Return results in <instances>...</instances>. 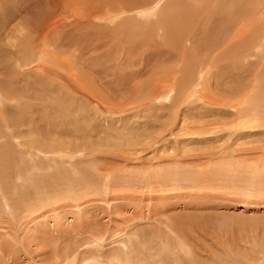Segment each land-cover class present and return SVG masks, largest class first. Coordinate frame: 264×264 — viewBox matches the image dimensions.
I'll return each mask as SVG.
<instances>
[{
    "label": "rangeland",
    "instance_id": "374dc122",
    "mask_svg": "<svg viewBox=\"0 0 264 264\" xmlns=\"http://www.w3.org/2000/svg\"><path fill=\"white\" fill-rule=\"evenodd\" d=\"M196 1L200 3L202 1L204 5L206 3L203 15L197 17L199 21L197 22L200 25L194 21L192 23L194 29H191L192 25H190L191 28L188 27L187 33L185 31L184 36L180 38L172 39L171 36H166L163 23L165 18L170 15L171 10L168 7L175 8L180 2L181 4L186 2L191 7ZM231 1L143 0V3L138 2L134 5L135 11L133 12L131 10L134 6H130V11L128 8L124 7L125 10L119 6L109 9L107 12L110 13L109 15L112 14L116 20L107 21L108 17L105 16L106 19L99 26L107 25L106 29L109 27L108 30H112V32L116 29L119 32H121L120 30L128 32L131 25L130 30L135 29L134 35L140 41L129 44L123 62L118 61L119 55L118 58L115 57L114 61L97 60L90 65L87 63L89 69H83V65H80L81 69L75 70L74 74L83 83L91 81L88 74H91L90 69L94 70L93 67L100 72L101 77H97V83L92 84V90L98 94V98L93 99L94 101L88 98L87 101L74 98L71 95H59V91L49 93L44 97L41 85L34 84V82H38L34 76L32 78L19 77L17 67L14 69L4 66L0 69V76L5 72L12 80L13 77H16L14 82L10 80H5V83L0 82V178L6 181V185L10 184L13 187L11 191L16 189L15 193L7 195V199L16 193L24 195L20 199L23 200V204H20L23 215L20 212V216L13 218V214H16L15 211L7 206L0 207V221L4 223L2 224L4 226L17 228L15 230L19 232L16 233L15 241H18L19 247L21 246L24 251L28 250L25 238L27 231L21 230L19 222L17 223L19 220H24V217L30 216L25 219L26 221L31 219L32 233L35 231L50 232L53 235L48 247L51 251H43L44 247L41 243L34 244L27 253L29 257H23L25 264H69V261L62 262L54 255V249L58 248L62 241L59 235L53 233L55 230L52 226L61 218L66 219V224L62 225L65 228L78 226L76 231L79 234L73 240L78 244L85 243L86 248L88 242L98 241L94 238L98 234L94 235V233L99 229L96 219L104 225V235L98 236L103 239L101 241V244L104 242L103 246L94 247L96 257H101V262L103 260L102 264L112 263L114 254L118 252L116 250H119V243L125 240L133 244V252L137 254L134 257L136 260H133L135 263L131 261L130 264H147L148 261V264H153L152 259L146 261L149 254H155L157 248L173 246L179 242L176 235H173L166 226L168 221L174 223L167 220L166 217H174L172 214L177 215V213L186 214L179 219V222H184V226L180 227L178 231L182 233L188 231L187 237L194 245L203 248L202 255L211 257L210 263L224 264V259H227L232 264H264V255L261 253L262 248L264 250V178L259 180L264 174L261 172L258 175L247 177L245 173L239 174L236 168H232L229 175L225 176L226 178H217L214 182L208 183L211 192L207 190V193L204 192L208 196L203 193V190L201 193H197L199 186L195 184L194 178L187 181L183 189L182 183L173 186L171 183L162 184L159 182V177L153 179L154 173L148 182L134 180V177L133 179L131 177L137 172L144 174L146 170L159 171L167 168L165 165L160 166L158 163H154L153 168L148 169L150 167L148 160L152 155L143 153L140 147L134 150L128 149V141L132 134L143 133L149 128L158 127L159 129L162 127L161 122L167 123L165 126L167 127L176 115L184 117L194 114H219L218 107L207 105L210 103L204 101L203 98L206 94L210 97V101L220 100L225 104L223 106L224 116L218 115L216 118L224 117V129H226V125L229 123H239V119L236 117H242V115L251 117L255 106H257L255 103L259 101L258 98L264 97L263 33L260 38H248L251 41L254 40L249 43H247L248 39L240 40L238 45L227 44L230 39L224 36V46L221 47L218 45L219 39L214 44L205 39V37L210 39L209 34L221 33V31H225L223 32L225 35L226 30L232 26L233 22L231 24L229 19L234 21L232 13L238 12L234 3L241 0ZM212 2H214L213 5ZM248 3H251L250 8L255 9L254 17L258 20L259 27L264 29V0H253ZM216 4H221V7ZM241 4H243L242 1ZM137 6H140L139 11ZM208 6L210 7L208 8ZM242 9H245V6ZM122 10L127 12L124 13ZM221 22H224V27ZM104 23L106 25H103ZM213 23H216L215 26ZM122 24L123 29L126 28V30L121 29ZM140 27L145 31L143 34L137 35L136 29L139 30ZM150 31H154L155 34L158 31V33L156 36L153 33V36L148 38ZM146 32L150 33L146 34ZM72 37L76 39L75 36ZM168 38L171 45L165 44ZM170 38L172 41H176V44L170 42ZM93 39L88 41V45L96 42V39ZM153 39L155 42H152ZM257 40L258 42L255 43ZM141 41L143 42L140 43ZM15 42V38L3 37L0 39V59L1 55H4L7 63L12 62L11 46L18 44ZM192 42L194 43L192 44ZM240 43L241 45H239ZM65 44L67 45V42ZM79 46L83 47V43L81 42ZM79 46L74 44L73 51L69 49L70 52L76 51ZM208 46L215 49L214 52H211ZM234 46L235 48H232ZM139 48L142 52L138 50ZM128 54L130 55L129 60ZM215 55L219 57V61H213ZM70 56L68 54V56L62 57L64 60L68 58L66 61L70 63L73 60ZM145 56H147V60ZM89 57H93V55ZM41 59L42 61L40 60L38 63H43V58ZM138 62L142 65L141 69ZM100 64L104 67L100 68ZM40 65L39 73L37 69L35 74L43 76L46 67L44 64ZM42 66L45 67L44 70ZM91 66L93 67L91 68ZM108 66L110 67L108 68ZM104 74L108 77L103 80L102 75ZM19 75L21 74L19 73ZM24 83L30 89L29 94L23 90V85H26ZM55 89L57 90L58 87ZM109 91L117 96H110ZM205 102L206 105H203ZM249 103L253 105L247 115L245 113L246 108H250ZM105 104L109 105L108 110ZM231 106H238L240 110L232 109ZM114 107L115 110H113ZM219 109L222 110V108ZM236 129L239 132L244 130L245 133H254L252 138H247L242 142L243 144L255 143L259 138L256 135V126L246 128L240 126ZM224 134L226 133L224 132ZM260 137L263 141L264 136L260 135ZM226 139L205 145L209 147L237 145L232 141L226 142ZM205 145L191 147H205ZM238 159L240 158L238 157ZM238 159L236 158V160ZM108 163L121 164L122 168L116 169L113 173L106 172L103 175L100 170ZM186 168L183 166L181 169L185 171ZM164 173L167 174L168 171H164ZM256 176L257 180H254ZM151 189L162 190L159 193L152 192ZM4 196L0 194V200H6ZM20 206L18 205V207ZM84 211L86 213L80 215ZM73 214L83 216L84 222H77ZM149 216L154 217L153 221L149 219ZM48 226L51 231H46ZM165 232L167 233L165 234ZM155 237L157 238L155 239ZM64 239L67 238L64 237ZM163 240L164 242H162ZM70 241L67 240L66 243ZM92 247L93 245L89 248L93 249ZM151 247H153V251L149 252L148 249ZM86 248L84 247L82 250H86ZM201 259L203 261V258ZM252 259L255 263L251 262ZM173 264L176 263L173 262Z\"/></svg>",
    "mask_w": 264,
    "mask_h": 264
},
{
    "label": "bare ground",
    "instance_id": "6f19581e",
    "mask_svg": "<svg viewBox=\"0 0 264 264\" xmlns=\"http://www.w3.org/2000/svg\"><path fill=\"white\" fill-rule=\"evenodd\" d=\"M142 1L143 0H0V39H3V37L4 38H10V39L15 38V40H16L15 43H18L17 45L11 46L12 51H13V53L11 54L13 57L11 59L12 62H8L9 63L8 64L4 58V55H1V59H0L1 68L0 69H2L4 66L5 67L7 66V68L17 67L18 72L21 74V75H19V73L16 72V73H18L19 77H31L32 78V76H34L38 80V82H34V84L36 83V84L41 85V87H42L41 89L44 91V94L42 96H44V97H46L49 93L59 91V95L60 94L66 95V96L71 95L74 98H80V99H84V100L86 99V101L88 99H91L92 101H94L95 99L98 98V96H97L98 94L94 93V91L92 90V84L94 82H96L97 77H99V76L101 77L100 72L97 71L95 69V67H93L94 65L91 66V68L93 67L94 70L90 69L91 74L89 73V71H87V73H89L88 74L89 77L91 78V81L89 83L88 82L83 83L82 80L76 74H74V72L77 68H80V65H83V67L81 66L83 69H85V68L89 69L87 63L90 65V63L96 62L97 60L102 61V59H104V61L110 62L112 60L114 61L115 57L118 58L119 55H120V58L118 61L123 60V57L126 56V51H127L129 44H131L133 42L139 43V41H140V40H137L135 35H134L135 29L130 30V28H131V25H130V28H128L129 29L128 32H127L126 28H124L126 30L124 32H122V30H120L121 32H119V30H117V29H116V31H118V32H116V31L112 32V30L111 31L108 30V29H110L109 27H108V29H106L107 25L105 23L103 24V25H106L105 27H102L99 25L101 22L104 21V19H106L105 16L108 17L106 19L107 21H111V20L115 21L116 20L114 18V16H112V14L109 15L110 13L107 12L109 9L114 8V7L118 8V6L123 7V8L125 7V8L129 9L130 6L136 5L138 2L143 3ZM183 1H185V0H183ZM206 1L207 0H204V2H206ZM220 1H222V0H220ZM241 1L243 4H241ZM241 1L240 2L237 1L238 3L237 2L234 3V5L236 4V6H237L238 12L236 14H234L235 12L232 13L233 18L232 17L231 18L235 22L231 21V19H229V22L231 24L233 22V24L228 30L224 29V30H226V34L224 35V33H223L225 31H221V33L209 34L210 39L205 37V39L209 40V43H212V44H214L215 42L217 43V40L219 39L218 45L220 47L222 45L224 46V36H225L226 38L230 39V41L227 42V44L238 45V41H240V40L248 39V38H254V37H255L254 39H256V38L261 37L260 36L261 33L264 34V29H261L259 27L258 20H256L254 17L255 9L250 8L251 3H248V2H251L253 0H241ZM213 3L214 2H212L211 4L213 5ZM222 3H224V2H222ZM169 4H172V3H169ZM221 4L220 5L216 4V5L218 7H221ZM205 5H206V3H205ZM205 5L202 3V1H201V3L196 1V2H193L191 7L186 2L182 3V4L180 2L179 5L175 8H172L171 6H169L170 8L168 7V9L171 10L170 15L168 18L164 17L166 20L163 23V25H164L163 30L165 31L166 36L169 35V37L171 36L172 39L180 38L181 36H184L183 33L185 31L187 33V28L190 27V25H192V28L191 27L190 28L194 29L192 23L194 21H196V24H199L197 17H199L200 15H203V11L206 10ZM252 5H253V3H252ZM244 6H245V9H242V8H244ZM137 7H138V11H139L140 6H137ZM209 7L210 6H208V8ZM238 7H240V8H238ZM230 10H231V7H230ZM116 11H118V10H116ZM122 11H124V10H122ZM128 11H130V9ZM131 11L132 12L135 11V6H134V8H132ZM126 12L124 11V13H126ZM118 13H119V11H118ZM118 13H116V14H118ZM155 14H156V12H155ZM117 16H121V15H117ZM161 16L163 17V15H161ZM222 17H224V16H222ZM117 18H120V17H117ZM159 19H160V16H159ZM209 19H211V17H209ZM117 21H118V19H117ZM119 21H121V20H119ZM123 22H124V20H123ZM217 22H218V20H217ZM127 23H128V21H127ZM221 23H222L221 25H223L224 22H221ZM155 24H157V23H155ZM215 24L216 23H213L214 26H215ZM141 26H143V25H141ZM120 27H122L121 29H123V24ZM128 27H129V25H128ZM196 27H197V25H196ZM211 27H213V26H211ZM216 27H217V25H216ZM223 27H224V25H223ZM216 29H218V28H216ZM156 30H157V28H156ZM220 30H221V28H220ZM143 31H145V29L142 30L140 27L139 30L136 29V34L141 35V34H143ZM212 31H214V30H212ZM160 32L162 34V31H160ZM196 32L198 33V31H196ZM201 32H203L202 29H201ZM207 32H209V31H207ZM126 33H127V35H126ZM147 33L148 32H146V34ZM157 33H158V31H157ZM190 33H192V32H190ZM150 34L148 35V38L150 36H153V35L156 36L154 31L151 32ZM72 36H75L76 39H74ZM187 36H188V34H187ZM190 36H191V34H190ZM164 38H167V37L164 36ZM90 39H93V40L96 39L95 40L96 42H94L91 45H88V41ZM172 39L170 40V42L175 43L176 41L174 42V40L172 41ZM80 40L83 43V47L79 46L81 44V42H78V41H80ZM189 40L191 41V39H189ZM248 40L249 41L247 43H249L251 41L250 39H248ZM153 41L155 42L154 39L152 40V42ZM252 41H254V40H252ZM65 42H67L68 47L65 44ZM142 42L143 41H141L140 43H142ZM156 42H158V41H156ZM257 42H258V40L255 43H257ZM166 43H169V38L167 41H165V44ZM182 43H184V42H182ZM193 43L194 42H192V44ZM74 44H76V45L78 44L79 48H77V50L74 52H70V50H72V46ZM169 44L171 45V43H169ZM205 44H207V41H205ZM244 44H246V43H244ZM239 45H241V43ZM84 46H86V47H84ZM143 46L145 47V45H143ZM166 46H168V45H166ZM6 47H8V46H6ZM160 47H162V46H160ZM247 47H249V46L247 45ZM133 48H136V47L133 46ZM232 48H235V46ZM253 48L255 49V46ZM210 49H211L210 50L211 52H214L213 50H215L213 48H210ZM138 50L142 52V50H140V48ZM99 53H101V54H99ZM68 54H70L71 55L70 57L73 58L72 62H70V63H68L66 61L68 58L66 60L63 59V57L68 56ZM92 55H93V57H89ZM213 55H214V53H213ZM216 55L213 58L214 62H216L217 60L219 61V57ZM223 55H224V53H223ZM146 57L147 56H145V58ZM41 58H43V63H38L40 60L42 61ZM129 58H130V55L128 57V60H129ZM149 58L150 57H148V59ZM146 60H147V58H146ZM139 61L141 62L140 59H139ZM5 63H7V65H4ZM40 64H44V66L46 67L45 68L44 66H42L43 70H44V68L46 69L45 70L46 72L44 71L45 75H43V76H41V75L39 76V75L35 74L37 69H38V73H39V71H40L39 68H41ZM143 64H144V62H143ZM141 66L142 65L140 64V66H139L140 69L142 68ZM101 67H104V66L101 65L100 68ZM109 67L110 66H108V68ZM123 68H125V67H123ZM139 68H138V70H139ZM3 71H5V70H3ZM3 74L4 75L0 76V82L2 81V83H5V80H10V81L14 82V79H16V77H13V80L10 79L8 77V75L5 74V72H3ZM106 74H108V73H106ZM106 74L102 75L104 77L103 80L107 79L108 76ZM113 76H115V75H113ZM109 78H111L110 75H109ZM122 80H124V79L122 78ZM116 81H118V80H116ZM182 81H184V80H182ZM24 84H26V83H24ZM98 84H100V83L98 82ZM104 84H106L105 81H104ZM16 87L18 88V84L16 85ZM56 87H58L57 90L55 89ZM179 87H181V86H179ZM23 90L26 92V94H29L30 89L27 87V84L23 85ZM109 93H110V96H117V94H114L113 92L109 91ZM199 95H201V94H199ZM31 96H33V93H31ZM203 99H204V101L210 103L207 105H211V106L213 105V106L218 107L217 111L219 114H217V113L216 114L215 113H212V114L207 113L206 115L194 114L193 116L188 115V116H184V117L183 116L180 117L179 115H176V117L175 116L173 117V120L171 121V123L168 124L167 127H165L167 125V123L161 122L162 127L159 129L157 127V125H158L157 124L156 125L157 128H149L148 130L144 131L143 133L132 134V137L128 141V149L131 148V150L132 149L134 150L135 148L140 147V150H142L143 153H147L148 155H152L149 157V160H148L150 163V167L148 169L153 168L154 163H158V165H160V166L161 165L167 166V168L161 169L159 171L158 170H155V171L146 170L144 172V174H141V172H137L136 174L131 176L132 179L134 177V180L148 182L151 175L154 173L153 179L156 177H159V182H162V184H166V183L170 184L171 183L173 186L174 184L179 185L180 183H182L181 186L184 189L185 183L187 181H190V179L194 178L196 180L195 184L197 186H199V188L197 189V193H201L202 190L204 193V192H206V190L210 191L209 184H208L209 182H214L215 179H217V178H222V179L226 178L225 176L229 175V172L232 171V168H236L238 170L239 174L245 173V176H247V177L258 175L260 172L262 174H264V139L262 141L261 137H260V135L264 136V97L258 98L259 101L257 103H255L257 106H255V108L253 107L255 110H253L254 113L251 115V117L244 116V115H242V117H236L239 119V123L238 122H237V124L229 123L228 125H226V129H224V117L216 118L218 115L224 116V110H223L224 107L223 106L225 104L221 103L220 100H216V101L211 100L210 101V97L207 94L204 95ZM206 102L203 105H206ZM105 105H106L107 110H108L109 105H107V104H105ZM252 105L249 103L250 108H246L247 111L245 114L249 115L248 111H250V109L252 108ZM231 107H232V109H236V110L239 109L238 106L237 107L231 106ZM219 108H222V110H220ZM187 109H189V108H187ZM113 110H115V107L113 108ZM180 110H181V108H180ZM180 110H179V112H180ZM236 112H234V113H236ZM176 113H177V111H176ZM208 118H212V119H208ZM117 123H119V122H117ZM240 126H243L244 128L256 126V128H257V130H255L257 132L256 135H258V137H259V138L257 137L258 139H257V141H255L256 144L251 142V141L250 142L252 144L251 143L250 144H243L242 143L247 138H252L254 133H252V132L251 133H247V132L245 133L244 130H243L244 132L243 131H241V132L237 131L236 128L240 127ZM152 127H153V125H152ZM176 130H178V131H176ZM20 131H22V130H20ZM224 132L226 134H224ZM35 135L37 136V134H35ZM254 137H256V136H254ZM224 139H226V142L232 141V142H234V144H237V145H235V146H233V145H230V146L213 145L210 147L205 145V144H209V143L212 144V143L217 142V141H224ZM22 141H24V140H22ZM238 142H240V143L238 144ZM198 145H202V146L205 145V147H197V148L191 147V146H198ZM144 155H146V154H144ZM238 157L240 159H238ZM236 158L238 160H236ZM237 161H238V163H236ZM183 166L187 167L185 171L181 169ZM119 168H122L121 164L108 163L100 171L102 172L103 175H105L106 172L107 173H113L116 169H119ZM164 171H168V173L165 174ZM263 178H264V175L259 180H261ZM0 179H2V178H0ZM254 180H257V176L254 178ZM169 181H171V182H169ZM5 182L6 181H3V179L0 180V194L5 195L4 198L6 199V200H0V207L5 208V206H7V207L11 208L13 211H15L16 214H13V218L20 216L21 213L23 215V212H21V210H20L21 209L20 204L22 203L23 200H20V199H21V196H24V195L20 194V193H16L13 197H10L7 199V195L15 193L16 189L11 191V189L13 187L10 184L6 185ZM9 182H10V180H9ZM256 182H258V181H256ZM161 190L162 189H157V190L151 189L150 191H152V192H155V191L159 192L160 191L161 192ZM210 192H208V193H210ZM162 193H163V191H162ZM206 196H208V195H206ZM23 199H24V197H23ZM18 205L20 207H18ZM26 211H28V210H26ZM85 213H86V211L81 212L80 215H84ZM73 215H74L75 220L77 222H81V221L84 222L83 216H80L78 214H73ZM172 215H174V217H171V216L166 217L165 216L167 218V220L174 222V223H169V221H168L166 226L172 232L173 235L174 234L176 235L179 242L175 243V245H173V246L169 245L168 247H165V248L162 244L163 247L157 248L155 254H153V255L149 254L146 261H148V260L151 261V259H152L153 264H173V262H175L176 264H213V263L209 262L211 260V257L209 255L204 256L201 254V252H203V248H201L199 245H194V243L190 240V238L187 237L186 234H188V231L187 232L184 231L183 233L178 231V230H180L179 229L180 227L184 226V222H179V219L184 217V215H186V214L185 213H177V215L176 214H172ZM29 217L30 216L24 217V220L23 219L22 220L17 219V220H19V221H17V223L19 222L18 223L19 228H21V230L23 229V231H25V232L27 231L26 237H25L26 238V246L28 247L27 251H24L23 248L21 249V246L19 247L18 241L17 240L15 241L16 233L19 232V231L16 232L17 228H12L11 226H8V227L4 226V225H2L4 223L0 221V264H25V261L23 262V257L24 258L29 257V254H27V253H29L32 245H34V244L38 245L41 243V245L44 247L43 251L44 250L51 251V250H49L50 248H48V247H49L50 240L52 239L53 235L50 232H44V233L42 232L41 233V232L35 231L32 233V226H30L31 225V219H28L27 221L25 219V218H29ZM152 218H154V217L149 216V219H152ZM176 219H178V220H176ZM65 220L66 219L61 218L59 221H57L56 224H54L52 226L55 230V231H53V233L55 235H59L60 240L62 241V243L58 246V248L54 249L55 257L57 259L60 258L62 260V262H68L69 261L68 262L69 264H102L103 260L101 262L100 261L101 257H99V258L96 257V255H95L96 252L94 251V247L99 246V248H100V245L103 246L104 242L101 244V241H103V239H101L99 237H102L105 233L104 225H102L101 222L99 223V220L96 219V223L99 224L98 225L99 229L94 233V235L96 233H98L94 236V238H95V240H98V241L88 242L87 248H89V247L91 248V246L93 245V247H92L93 249H90V248L87 249L85 246V243L78 244V242L76 243L73 240V238L77 237L79 234L76 231L78 226H76V225L73 227L68 226L65 228L62 226L64 224H66ZM152 221H153V219H152ZM62 222H65V223L60 224ZM5 223H7V222H5ZM81 224H83V223H81ZM95 229H96V227H95ZM46 231H51V228L48 226L46 228ZM171 232H170V234H171ZM166 233L167 232H165V234ZM165 234H163V235H165ZM184 234L186 237L183 236ZM158 235H161V234H158ZM167 236H168V234H167ZM64 237H66L67 239H64ZM157 237H155V239ZM165 238H166V236H165ZM13 240H14V243H12ZM67 240H71V241L69 243H66ZM162 242H164V240ZM84 247L86 248V250H82ZM118 247H119V250L118 249L116 250L118 252L116 254H114L115 256L111 260L112 263L109 262V264H130L129 262L136 260V259H134V257L137 254H135V252H133L134 246L132 243H130V241H128V240L121 241L119 243ZM148 250H149V252L153 251V247L149 248ZM261 253L264 255L263 248H262ZM201 258H203V261ZM63 259H64V261H63ZM253 259L251 262L255 263V261ZM248 260H251V259L248 258ZM142 262L146 263L143 260H142ZM148 263H149V261L147 262V264ZM216 264H218V263H216ZM224 264H232V263L229 260L224 259Z\"/></svg>",
    "mask_w": 264,
    "mask_h": 264
}]
</instances>
